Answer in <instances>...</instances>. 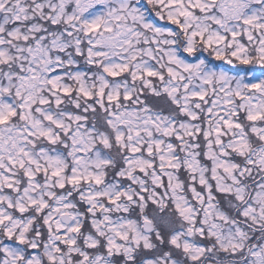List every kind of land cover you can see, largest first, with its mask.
Segmentation results:
<instances>
[{
  "label": "snow or ice",
  "instance_id": "6c2138e0",
  "mask_svg": "<svg viewBox=\"0 0 264 264\" xmlns=\"http://www.w3.org/2000/svg\"><path fill=\"white\" fill-rule=\"evenodd\" d=\"M0 264H264V0H0Z\"/></svg>",
  "mask_w": 264,
  "mask_h": 264
}]
</instances>
